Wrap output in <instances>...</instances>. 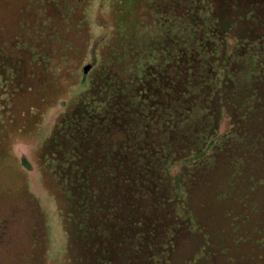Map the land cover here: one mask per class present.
<instances>
[{"label": "trees", "instance_id": "16d2710c", "mask_svg": "<svg viewBox=\"0 0 264 264\" xmlns=\"http://www.w3.org/2000/svg\"><path fill=\"white\" fill-rule=\"evenodd\" d=\"M90 1L0 0V120L62 107L38 162L63 264H264V0H113L100 51Z\"/></svg>", "mask_w": 264, "mask_h": 264}, {"label": "rangeland", "instance_id": "374dc122", "mask_svg": "<svg viewBox=\"0 0 264 264\" xmlns=\"http://www.w3.org/2000/svg\"><path fill=\"white\" fill-rule=\"evenodd\" d=\"M112 4L113 0H91L87 7L86 19L91 31V44L95 42L94 51H100L99 46L103 41H109L115 31L116 35L117 31H122L114 27ZM0 10V16L6 13L3 8ZM127 18L133 19L134 15L127 13ZM159 29V33L169 30L168 27ZM148 34L149 38L158 36L156 32ZM25 103H21L22 110L25 109ZM61 110L62 107L57 106L49 111L39 128L29 124V117L18 120L16 125L7 115L2 117L5 122L0 120V221L4 218L8 222L7 227L0 230V264H27L30 258L34 264H63L67 237L61 230V218L56 205L54 209L53 197L45 186L38 162L39 150L54 125L55 116ZM24 160L28 166L23 164ZM31 201H34V206ZM36 203L47 213L44 257L37 241L32 239L35 232L27 224L35 212Z\"/></svg>", "mask_w": 264, "mask_h": 264}, {"label": "crops", "instance_id": "0c3cea01", "mask_svg": "<svg viewBox=\"0 0 264 264\" xmlns=\"http://www.w3.org/2000/svg\"><path fill=\"white\" fill-rule=\"evenodd\" d=\"M23 164L24 165H26V166H28V163L24 160L23 161ZM40 206V205H39ZM40 208H41V206H40ZM42 209V208H41ZM54 209H55V204H54ZM54 209H53V211H54ZM43 211V210H42ZM44 212V211H43ZM45 214H46V225H47V213L45 212ZM6 220V219H5ZM59 222V221H58ZM7 225H8V222H7ZM7 225H6V227H7ZM47 228H48V225H47Z\"/></svg>", "mask_w": 264, "mask_h": 264}]
</instances>
